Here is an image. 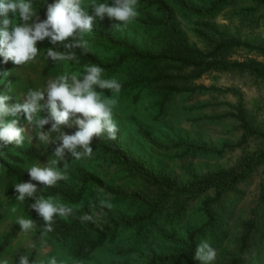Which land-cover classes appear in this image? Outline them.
<instances>
[{"label":"rangeland","instance_id":"rangeland-1","mask_svg":"<svg viewBox=\"0 0 264 264\" xmlns=\"http://www.w3.org/2000/svg\"><path fill=\"white\" fill-rule=\"evenodd\" d=\"M42 1L31 0V3L35 7ZM111 1L83 0V5L91 14L93 2L110 4ZM189 1L198 3L199 0ZM250 7L252 4L247 0L235 2L225 8L213 24L232 37L264 46V8L254 13H245V9ZM138 11V18L126 27L121 26L120 30L113 27L118 21L105 17L95 22L91 33L80 36V39L87 42L86 49L96 57L95 65L104 69L102 78L115 77L121 84H131L127 90H120L119 93L97 89L103 91L105 96L117 99L113 118L119 128L120 141L131 154L146 160L155 173L175 177L182 184L189 183L193 176H202L211 171L241 168L252 153L264 150V139L246 135L239 121L230 116L236 114L238 105L237 96L230 90L242 95L243 110L250 127L264 133V82L247 73L215 71L206 72L192 80L186 78L191 75V69L181 68L177 63L162 61L154 66L151 61L129 56V48L123 47V43L134 44L143 54L150 55L162 54L167 45L162 33L143 24V20L154 13L140 8ZM176 21L190 46L202 52L208 50L196 37L193 20L178 15ZM46 49L48 39L38 49L40 53L33 62L17 66L10 61L8 71L0 70V81L7 76L15 78L8 87V96L14 104L22 103L30 89L44 88L49 79L65 73H83L85 66L90 65L72 60L54 61L50 66L51 59L45 58ZM228 58L232 61L248 58L264 61V58L243 48L232 50ZM118 61V66H111ZM4 73L9 74L5 76ZM167 77L174 79H165ZM40 115L47 116V110ZM11 119L13 117H5V122ZM18 126L26 129L25 141L19 147H34L39 154L38 159L25 161L22 168L27 172L38 161L49 163L53 159L54 145L36 140L34 137L39 130L28 125L22 115ZM139 126L149 130L159 141H188L212 149L213 152L198 153L187 158H179V152L156 153L140 138ZM49 128L46 125L43 130L48 131ZM62 130L71 134L77 130V126L71 122V127ZM49 136L51 142L59 143V133L50 132ZM91 147L92 155L79 161L70 154L66 157L69 162L66 170L68 179L62 182L69 192L75 190L74 193L81 185L84 186L83 200L77 204L82 207L77 210L91 215L94 221L116 222L142 211L127 198L138 193L151 198L168 195L167 200L161 203L160 217L151 228L149 236L144 241H137L136 230H126L120 236L117 235L115 240L106 242L87 259L78 260L72 257L69 247L61 239L44 234L40 226L43 220L37 213L31 217L25 214L24 201H17L15 193L6 194L9 181L0 172V241L5 236L9 239V245L0 254V260L8 259L9 264H16L14 254L21 252L32 255L34 264H47L52 257L57 259L58 264H146L150 257L171 247L165 242L164 235L183 238L188 227H198L203 223L199 207L206 196L194 201L188 200V203L182 201L181 194L158 191L149 179L102 154L95 145ZM58 167L63 170V162ZM80 178H84L87 183L83 184ZM47 188L38 185V192L46 191ZM239 189L240 195L227 198L230 215L226 226L227 238L215 249L217 255L211 264H232L231 261L238 257H241V261L237 264H264V244L253 240L243 253H240L239 245L242 223L250 219L252 210L259 206V196L264 189V165L259 166L246 182L240 184ZM120 193L126 196L122 198ZM211 194L209 191L208 195ZM102 200L110 203L111 207H102ZM20 218L33 219L37 228L28 232L21 231L17 224Z\"/></svg>","mask_w":264,"mask_h":264},{"label":"trees","instance_id":"trees-1","mask_svg":"<svg viewBox=\"0 0 264 264\" xmlns=\"http://www.w3.org/2000/svg\"><path fill=\"white\" fill-rule=\"evenodd\" d=\"M241 0H199L198 3L189 0H138V8L145 11L153 12V16L146 17L143 24L156 28L164 35L166 49L162 54L150 55L143 54L134 44L123 43L122 46L129 48V56L143 60L151 61L155 66L158 62L177 63L181 68L191 69L189 79L196 80L206 72H238L247 73L257 80L264 82V61H257L251 58L242 61H232L228 58V53L234 49L243 48L250 53L264 58V46L256 45L250 42L239 40L220 31L213 21L228 6ZM252 7L245 9V13H254L258 9L264 8V0H247ZM54 0H43L41 3L33 7L41 21L46 19V5L53 3ZM112 2V1H111ZM111 4V3H110ZM180 16L186 20H193L195 25V35L207 47V51H200L190 46L186 38L179 30L176 16ZM19 22V18H16ZM45 41V40H44ZM44 41L37 42V48H41ZM71 41V38H69ZM120 44V43H117ZM54 47L56 50L64 51L62 44L52 45L48 41V48ZM76 59L80 63H97L96 57L88 50L82 48L73 49ZM124 57L119 59L121 62ZM112 64L116 67L120 62ZM54 61L50 60V66ZM10 69V61L3 62L0 57V70L8 71ZM165 79H174L167 77ZM188 79V80H189ZM15 78L7 76L0 81V95H8L9 84L13 83ZM159 80V78H158ZM131 86L129 83H122L121 92L127 90ZM238 98L236 114H231L240 123V128L246 135L260 136L264 139V133H260L257 129L250 127L243 110L242 95L237 91L230 90ZM8 103L14 104L11 98ZM50 126V125H48ZM138 133L144 143L150 149L159 154H167L179 152V158H187L198 153L213 152L205 146H200L188 141H159L152 133L143 128L138 127ZM95 145L102 154L110 156L115 161L127 167L128 169L142 175L153 182L156 190L166 192L173 191L181 194L182 201H194L196 198L206 196L200 203L199 212L200 219L203 223L198 227H188L183 238L174 235H164L171 247L169 249L153 255L146 264H202L195 259V250L201 241H207L214 249L218 248L221 242L227 238L226 226L229 215L228 197L238 196L241 193L239 185L246 182L258 169L264 165V150L252 153L242 167L234 170H215L202 176H193V179L186 184L180 183L175 177L165 175L161 172L155 173L150 164L126 150L125 145L120 141V132L117 138L111 140L107 134L93 139ZM3 154L0 155V172L8 179L6 194L14 193V186L19 182L28 181L27 172L22 168L25 161L35 160L39 158L38 150L34 147L20 148L16 145H8L0 149ZM82 171H80V176ZM83 184L87 181L80 178ZM84 186L77 190L69 192L68 187L58 181L53 187H48L46 191L37 192V196L59 197L65 204L77 205L82 198ZM212 192L211 195L208 193ZM120 196H124L120 193ZM184 196V197H183ZM168 195H162L157 198H151L145 195L135 194L127 200L133 205H138L141 212L136 213L131 218H125L116 222L101 221H84L80 217L84 215L81 211L76 210L74 215L67 218L55 217L52 225L53 231L49 234L53 237L61 239L64 244L69 247L72 257L78 260L87 259L98 248L102 247L109 240H115L117 235L129 229L136 230V240L144 241L149 236L150 230L156 224L162 211L161 203L167 200ZM186 198V199H185ZM32 199L24 201V212L28 217L33 216L36 212L30 209L29 205L33 203ZM188 203H190L188 201ZM186 204V203H185ZM184 206V205H182ZM251 218L242 223V234L239 239L240 253L248 248L249 242L256 240L258 243L264 244V189L259 196V206L254 208ZM44 232V222L40 225ZM9 245L8 236L0 241V254ZM25 255L21 252L14 254V260L18 264L19 256ZM29 257V264H32L34 258ZM241 261V257L231 261L237 264Z\"/></svg>","mask_w":264,"mask_h":264},{"label":"clouds","instance_id":"clouds-1","mask_svg":"<svg viewBox=\"0 0 264 264\" xmlns=\"http://www.w3.org/2000/svg\"><path fill=\"white\" fill-rule=\"evenodd\" d=\"M137 6L138 0H112L111 4L93 2L89 14L83 0H54L46 5V19L41 21L31 0H0V57L4 63L11 61L17 66L26 65L40 53L37 42L48 39L52 45L62 44L64 51L48 48L45 58L52 61L75 60L73 49L87 48V42L80 39L81 34L91 33L97 20L107 17L118 21L113 27L120 30L121 26L126 27L138 18ZM17 17L19 22H16ZM103 73L102 67L90 64L85 66L83 73L58 75L49 79L44 88L30 89L22 103L10 105V97L0 95V149L13 144L17 147L23 145L26 129L18 126L21 115L28 125L39 130L34 137L36 140L54 145L53 159L49 163H34L27 170L30 179L17 183L13 188L17 201H34L29 207L42 218L44 233L53 231L55 217L74 215L82 205L65 204L57 197L37 196L40 191L38 185L53 187L58 181L67 180L69 162L66 157L70 154L79 161L91 156L94 138L104 134L111 140L117 138L119 128L113 118L117 99L105 96L103 91L97 89L119 93L122 84L115 77L102 78ZM8 74L4 73L5 76ZM44 110L48 115L42 117L40 114ZM5 117L13 119L5 122ZM71 122L75 123L77 130L68 134L62 128L71 127ZM46 125H50L48 131L43 130ZM50 132L59 133V143L51 142ZM61 162L63 170L58 167ZM100 205L111 207L106 200L100 201ZM80 220L91 221L92 216L84 214ZM17 224L24 232L37 228L31 218H20ZM216 255V250L207 241H201L195 250V259L202 264H211ZM0 264H9V260H0ZM18 264H29L28 255H20ZM47 264L58 262L52 257Z\"/></svg>","mask_w":264,"mask_h":264}]
</instances>
